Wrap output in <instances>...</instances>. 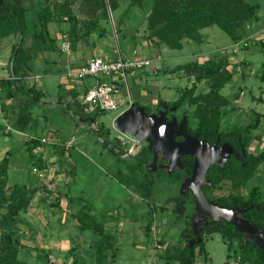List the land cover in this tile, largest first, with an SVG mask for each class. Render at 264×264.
I'll return each instance as SVG.
<instances>
[{"label":"rangeland","instance_id":"obj_1","mask_svg":"<svg viewBox=\"0 0 264 264\" xmlns=\"http://www.w3.org/2000/svg\"><path fill=\"white\" fill-rule=\"evenodd\" d=\"M88 1L24 0L23 6L27 10L25 15L35 24V14L45 4L52 7L69 2L78 19L89 17L95 11ZM251 1L261 5L259 19L245 26L246 33L237 43L219 27L211 25L202 29L204 40L201 44L186 40L181 49L169 48L147 35V16L155 0H116V8L112 11L107 3L109 22L102 20L107 35L100 38L91 34L75 45L68 33L67 16L55 12L49 27L56 37V50L42 49L37 43L32 35L37 25L26 33L25 47L32 53L36 51V56L32 59L33 71L27 73L22 83L35 87L42 95L32 104L27 95L16 92L11 105L13 110L4 114L6 124L0 119V160L4 156L9 158L4 194L0 193V256L4 252V234L11 229L20 241L17 259L24 264H73L74 258L78 259L76 264H106L110 257L99 262L94 249L95 242L106 239L104 235L80 227L78 216L87 212L102 222L104 233L111 234L112 248L117 250L111 264H176L174 256L186 242L185 233L190 225L192 227L191 217L195 211L190 199L185 202L182 216L178 217L173 211L175 196L180 193L183 181L182 173L174 169L172 174H166L163 169L148 171L146 167L143 172L136 171L139 180L151 181L150 196L143 198L141 190L130 179V174L134 173L129 167L146 159L142 148L147 142L137 143L134 136L119 132L113 120L133 101L155 112L158 98L175 100L179 96L177 88L193 82L197 84L196 92L206 91L207 82L195 81L193 75L188 76L180 70L160 71L190 60L203 62L224 52L229 59L228 69L234 73L221 89L228 97V104L220 108L221 128H243L260 114L257 127L248 136L246 150L250 153L264 151V86L258 79L259 72L264 70V0ZM116 30L118 35L124 33L120 45ZM63 42L68 44V52L62 50ZM241 46L248 48L245 50ZM133 50H137L139 57L152 59L151 66L128 79L129 90L126 84L121 86L119 95L123 103L118 109L96 114L93 123L82 119L80 107L69 100L73 98V88L91 85L94 79H69L65 75L67 68L80 66L94 56L106 59L119 54L131 56ZM6 51L0 49V57L6 55ZM46 68L50 71L46 72ZM4 74H8V69L5 68ZM79 97L80 94L77 96L80 103ZM24 106H29L30 113L25 123V118L21 120L26 113ZM183 113L192 116L190 127L195 129L197 117L193 107L185 105L175 112L177 117ZM6 125L11 127L8 132L4 131ZM101 125L110 129L107 141L121 154L120 158L116 159L103 145L106 137L97 131ZM44 136L47 141L36 147V155L30 156L28 139ZM21 184L29 191L28 205L16 216L15 222L7 224L3 217L12 192L10 188ZM253 186H258L260 199L264 200V163L257 165L244 184L224 180L210 193L230 192L245 197ZM149 219L151 227L146 232ZM82 221L93 224L92 219ZM203 238L208 255H197L194 264H234L230 263L231 257L226 256L227 244L219 232L204 234ZM106 252L109 256L111 251Z\"/></svg>","mask_w":264,"mask_h":264},{"label":"trees","instance_id":"obj_2","mask_svg":"<svg viewBox=\"0 0 264 264\" xmlns=\"http://www.w3.org/2000/svg\"><path fill=\"white\" fill-rule=\"evenodd\" d=\"M23 1L24 0H2V3H0V38L16 36L15 41L11 44L8 76L0 78V97L2 100L14 98L16 92H21L27 95L33 104L40 100L42 92L36 90L35 87H29L22 83L27 73L32 70V66L34 65L32 59L36 56V51L32 53L30 49L28 50L25 47L26 33H29L34 25H37L39 29L33 27L32 30L34 39L38 40H36L37 43L41 45L42 49L56 50L58 44L56 43V37L50 31L49 25L54 20L55 12H58L68 18L70 25L68 33L73 41L72 45H75L83 37L91 34H96V36L100 38L104 37L108 33L106 26L102 25V20L106 21L108 19L106 9L107 3L112 11L116 8V0H86L90 8L95 12L92 15L90 14L91 16L82 19L77 18L69 2L55 4L52 7L49 4H45L35 14V24L31 23L30 17L28 18L27 15H25L27 10L23 6ZM260 7L261 5L258 1L251 0H155L152 10L147 16V35L150 38H156L169 48L181 49L186 40L201 44L204 40L201 32L202 29L211 25H216L229 36L231 41L237 43L246 33L245 26L259 19L258 13ZM116 32L120 45V42L124 39V33L121 32L118 35L117 30ZM241 47L245 50L248 48L247 46ZM116 58V56H112L109 59ZM87 62L88 60L85 63ZM228 65L229 59L227 55L222 52V54L207 58L203 62L190 60L185 63L177 64L174 68L161 70L160 73H162V71L171 72L180 70L188 76L193 75L196 79L195 81H206L208 89L206 91L196 92L197 84L193 82L190 86H184L182 89L177 88L179 96L175 100L158 98L157 105L158 109L162 108L163 104L167 106H176L177 110L185 105L193 107L194 115L197 117L195 129L191 130L190 127L192 116L183 113L187 118L186 129L188 133L197 135L198 138L206 139L209 142H215L217 137H219L218 142L229 141L235 146L242 144L245 146L246 151L248 136L250 132L257 127L260 114H256L255 121L246 124L243 128L237 130H224L221 128L220 117L222 113L220 108L228 104V97L222 94L221 89L231 80L234 73V70L228 69ZM45 71L49 72L50 70L46 68ZM155 73H159V70H155ZM258 79L264 86V70L259 72ZM88 86L89 85H83L73 88V98L69 101L76 103L77 106L80 107L82 119L93 123L95 121L94 116L103 113L104 110L88 112L85 104L81 100L80 103L78 102L79 99H77V96L84 93ZM133 102L136 105H142L139 101ZM3 106L2 104L1 107L3 108ZM24 107L26 108L25 111L27 114L25 113L23 115L24 117L21 118V120L25 118L23 123L30 117L29 106ZM144 109L148 114L151 113L150 110H147L146 106H144ZM173 114L176 117V114ZM18 127L19 129L23 128L22 126ZM97 131L101 136L104 134L106 137L102 140L103 145L108 148L111 154L116 156V159L120 158L121 154L117 153L113 147L109 146V142L107 141L110 129L101 125L97 128ZM42 143L41 138L38 137L28 139L27 151L29 155L31 156L33 149L40 146ZM142 151V155H145L146 159H144V161L138 160L136 164L129 167L130 172L132 171L131 173H134L130 174V179L136 187L141 190L142 197L147 199L151 192V181H141L137 177L138 174H135L136 171L143 172L146 162L150 159V150L147 149V146H144ZM246 152L247 156L241 162L236 161L235 164L229 163L224 166H213L209 168L206 177L210 180L211 186H203V190L210 200L217 202L219 205L245 209V218L264 228V200L260 199L258 186H253L245 197L230 192L221 195H213L210 193L213 189L220 187L224 183V180H228L230 183L232 182V184L236 185L244 184L254 173L257 165L264 163V151L258 153ZM192 163L193 157L190 155L181 158L183 170L179 172L182 173V176L190 175ZM8 165L9 158L8 156H4L0 160L1 194H4L3 190L8 176ZM10 189L12 192L8 198L7 212L3 217L7 224L15 222L16 216L27 207L29 201L28 197H30V194L27 195L29 191L26 186L22 184L14 185L13 188L11 187ZM182 199L183 195L179 193L175 196L176 201L173 211L176 212L178 217L182 216L185 210V202L183 203ZM191 201H193V198H191ZM194 214L195 212H193L192 216H194ZM78 218L81 229L90 228L95 233H100L106 238L98 240L94 244L97 260L101 262L105 260V258L110 257V259L106 261V264L113 263L117 250L116 248H112L113 244L110 240L111 234L108 232L104 233L102 222L99 223L93 218L91 213L87 212L80 213ZM84 218L92 219L93 224H85L82 221ZM150 227L151 219L146 223V232L149 231ZM214 232H219L226 242V256L227 258L231 257L230 263L264 264V253L253 241L239 232L234 225L223 220L215 222L210 218L205 224L201 225V241L194 243L191 247L189 246V241L194 239L195 235L190 225L188 232L185 233L187 234L186 242L177 250L173 262H176V264H194L197 255L202 254L204 257H207L208 253L205 248L203 235H209ZM4 240L5 245L2 248L4 252L0 256V264H24V262L17 259L20 241L14 237L13 230L9 229L8 232L4 234ZM109 249L111 252L108 256L106 251ZM77 262L78 259L74 258L73 264Z\"/></svg>","mask_w":264,"mask_h":264},{"label":"water","instance_id":"obj_3","mask_svg":"<svg viewBox=\"0 0 264 264\" xmlns=\"http://www.w3.org/2000/svg\"><path fill=\"white\" fill-rule=\"evenodd\" d=\"M163 108L158 114H148L144 106L131 102L114 118L113 126L125 135L134 136L137 143L147 142V149L153 153V159L146 166L148 171L157 169L156 160L159 153L160 158L167 161L162 167L166 168L168 174L176 168H183L182 156L193 157L191 174L185 177L180 185V193L184 200L188 192H191L195 201L196 214L192 218L195 238L189 241V246L201 241V225L210 218L215 222L223 220L234 225L264 253V228L245 218V209L219 205L210 200L203 190V186H211L210 180L206 177L208 168L211 165L223 166L233 151L231 145L225 142L218 146L217 142L210 144L206 139H200L197 135L192 136L186 129V116H183L180 122H177L175 117L167 120V111L176 110V106L168 107L163 104ZM179 136L182 137L181 140L176 139Z\"/></svg>","mask_w":264,"mask_h":264},{"label":"built area","instance_id":"obj_4","mask_svg":"<svg viewBox=\"0 0 264 264\" xmlns=\"http://www.w3.org/2000/svg\"><path fill=\"white\" fill-rule=\"evenodd\" d=\"M62 50L68 52L69 46L66 42L61 44ZM152 64V59L137 56V50L132 51L130 56L119 54L116 59H106L101 56H94L75 68H67L65 75L74 81L92 77L94 82L87 87L84 93L80 94V100L85 104L86 110H115L123 103L119 90L123 84L129 90L128 79L135 77L141 70L147 69ZM14 78V77H13ZM2 98L0 97V105ZM122 112V111H120ZM6 126L5 131H9ZM42 142L47 138L41 137Z\"/></svg>","mask_w":264,"mask_h":264},{"label":"flooded vegetation","instance_id":"obj_5","mask_svg":"<svg viewBox=\"0 0 264 264\" xmlns=\"http://www.w3.org/2000/svg\"><path fill=\"white\" fill-rule=\"evenodd\" d=\"M168 107H171V106H168ZM164 108L162 107V108H160V109H157L155 112H151V113H159L161 110H163ZM177 111V108H176V110H174V111H171V110H168L167 111V113H166V118H167V120H171L173 117H175V115L173 114V113H175ZM184 115L182 114L180 117H175L176 119H177V122H180V120L182 119V117H183ZM192 135V134H191ZM192 136H194V135H192ZM177 140H181L182 139V137L181 136H179V137H177L176 138ZM218 140H219V137H217V140L215 141V142H217V145L218 146H221L223 143H225V142H228L230 145H231V147H232V149H233V151H231V153H230V155H229V157H228V159H227V161H226V163L224 164V165H226V164H231V163H234L235 164V162L236 161H242L246 156H247V150L245 151V146L244 145H242V144H239V145H237V146H235V145H233V144H231L229 141H222V142H218ZM209 142V141H208ZM210 144H213L214 142L212 141V142H209ZM244 154H243V153ZM187 156V155H186ZM183 157V156H182ZM181 157V158H182ZM153 159V153H152V151L150 150V159H149V161H148V163L145 165V167L147 166V165H149L150 164V162H151V160ZM166 160H162L161 158H160V153L158 154V159L156 160V166H157V169L156 170H158V169H163V171L167 174V170H166V168H164V167H162L163 165H165L166 164ZM193 164V163H192ZM223 165V166H224ZM213 166H220V165H211L209 168H211V167H213ZM192 168V167H191ZM209 168H208V170H209ZM175 170H178V171H182L183 170V168L182 169H179V168H176ZM173 172V171H172ZM172 172L170 173V174H172ZM208 172V171H207ZM191 174V173H190ZM185 177H187V176H183V178H182V180L185 178ZM179 194H181V193H179ZM182 195V194H181ZM191 198H193L192 197V194H191V192H188V196H187V198L184 200V197H183V199H182V202L184 203V202H186V201H188L189 199L191 200ZM193 201H194V199H193ZM194 206H195V201H194ZM195 212V211H194ZM195 214H196V212H195ZM194 214V215H195ZM209 219V218H208Z\"/></svg>","mask_w":264,"mask_h":264},{"label":"crops","instance_id":"obj_6","mask_svg":"<svg viewBox=\"0 0 264 264\" xmlns=\"http://www.w3.org/2000/svg\"><path fill=\"white\" fill-rule=\"evenodd\" d=\"M12 42H13V37L12 36L11 37H6V38H0V49L2 51L4 49V52H5L8 49V47H9V49L6 51V55L3 54V56L0 57V70L3 69V71L0 72V78L7 77L8 76V74L7 75L4 74V71H5V68L8 69V62H9V56H10V50H11V43ZM8 43L10 45H7ZM1 58H3V59H1ZM2 104L4 105L3 108L1 107ZM12 104H13V98H8V99L6 98V99L2 100V102H1V106H0V119L5 124H6V122H5L4 114L7 113V111H9V110L10 111L13 110L12 109V106H11ZM5 129H4V131H5ZM6 134H8V133H6ZM36 149L37 148L35 147L33 149V151H32V153H34V155H36L35 152H34ZM38 158L40 159L41 158V155H38Z\"/></svg>","mask_w":264,"mask_h":264}]
</instances>
